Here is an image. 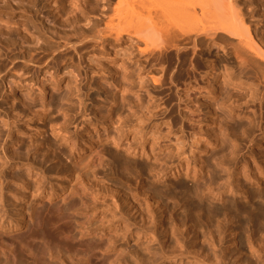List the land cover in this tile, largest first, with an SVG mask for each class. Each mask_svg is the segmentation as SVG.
<instances>
[{"label": "rangeland", "instance_id": "374dc122", "mask_svg": "<svg viewBox=\"0 0 264 264\" xmlns=\"http://www.w3.org/2000/svg\"><path fill=\"white\" fill-rule=\"evenodd\" d=\"M4 1L21 7L36 3V18L46 25L67 24L69 18L80 15L86 9L91 11V23L80 25L89 29L95 19L105 16L100 0ZM237 2L247 14V21L262 36L264 0ZM13 9L6 14L0 12V27L4 25L15 36L18 32L30 30L33 24L29 22L33 14L23 9ZM54 41L60 40L55 38ZM71 42L75 43L77 49L71 47L62 55L58 51L40 54L41 61L21 75H16L11 83H8L9 79L0 82V172L4 170V177L0 180V197L4 199V204L0 200V239L17 242L33 226L34 219L29 217L33 211L41 218H48L56 216L60 207L69 214L73 234L78 238L85 229L86 235H89L86 239L95 241L101 237H111L117 245L123 244L132 250L137 243L130 240L127 244L129 233H125L126 222H113L121 216L120 212H124L126 219L139 223L136 226L133 223L130 227L134 232L137 226L143 225L140 212L130 210L131 206L125 202L127 194L143 198V192L152 191L150 188L167 193V196L159 199V204H154L156 212L152 219L161 232L167 216L173 213L174 218L179 215V219L183 218L181 213L189 198L175 185L194 184L191 178L185 176L186 170L193 175L197 166L207 162L211 170L207 172L206 169L205 181L210 179L215 169L218 174L221 172L217 184H222L220 182L224 178L226 182L228 170L233 172V176L241 172L235 175L239 177L235 181L240 179L245 183L242 170L248 168L249 160L250 168L259 176L250 155L255 153L258 162H261L259 164L264 165V142L251 143L238 134L242 148L239 152L241 155L237 156H231L233 147L230 143L235 138L234 127L238 123L248 125L249 119L244 115H252L253 108L258 111L264 127V103L260 108L245 100L228 102L229 107H239L237 113L245 112L240 116L220 105L223 94H217L215 88L222 85L223 77L218 80L216 73L221 60L227 55L225 51L214 50L211 55L193 52L191 48L179 53L171 49L161 53L157 49L150 55L149 51L145 52V43L133 35H124L120 41L112 38L102 52L97 51L99 47L94 39L88 38L84 42L72 39ZM0 51L6 52L2 44ZM186 53L188 58L184 61ZM210 58L215 61L214 70L208 66L212 61ZM226 58L230 57L227 55ZM193 66L198 68L194 69ZM222 119L225 122L220 124ZM220 127H223L224 133L227 131L224 136L228 141L223 144L227 149L220 152L221 155L225 154V163L219 165L220 154L213 157L217 146H208L206 151L204 149L213 136L220 134ZM59 131L71 136V143L65 142ZM260 133L256 130L254 136L259 137ZM86 143L94 145L79 154L78 149L86 146ZM73 144L76 145L73 147ZM133 145L140 147V155L126 151ZM144 147L147 155L142 154ZM98 148L104 149L103 164L101 154L96 150ZM13 156L16 160L23 157L30 161L26 165L1 168L2 161L10 160ZM165 160L169 165L179 163L183 175L176 178L172 175L173 170L158 181L156 171L164 166ZM155 165L160 167L152 172L151 166ZM22 174L23 180L19 178ZM261 178L264 184V176ZM2 187L4 190H1ZM52 194L55 196L52 197ZM227 195L232 199L235 197L231 193ZM236 197L239 199V196ZM71 200L76 201V209L69 208ZM161 204L165 212L163 217L159 208ZM214 204L221 206L222 202L214 201ZM144 209L146 213L145 204ZM114 211H117V217L113 219ZM24 214L26 218L22 227L12 229L8 226L7 221L21 219ZM237 220H233L232 227H238ZM191 237L193 232L188 239ZM230 238V235L226 236L225 246L229 245ZM196 249L192 251L202 252L199 247ZM227 258L230 262V257ZM128 259L130 264H134L130 257Z\"/></svg>", "mask_w": 264, "mask_h": 264}, {"label": "bare ground", "instance_id": "6f19581e", "mask_svg": "<svg viewBox=\"0 0 264 264\" xmlns=\"http://www.w3.org/2000/svg\"><path fill=\"white\" fill-rule=\"evenodd\" d=\"M100 1L103 3L104 9L102 14L106 17L95 19L89 29H84L80 24L90 25V10L85 9L80 15H73L71 19L69 18L70 20L68 19L69 21L67 20V24L46 25L36 18L35 12L38 11L36 3L31 2L26 7H21L15 6L9 1H0V12L5 14L14 11L13 8L23 9L33 14L30 17L31 22H29L33 25L25 33L18 32L13 36L11 30L9 28L10 31L7 30V27L5 28L1 24L0 44L5 47L6 52L0 51V82L9 79L8 83H11L16 75H21L22 72L38 64L42 59L39 57L40 54L48 55L58 51L62 55L71 47L77 49L75 43L71 42L72 39L79 42H84L88 38L94 39L99 47L97 51L102 52L103 47L112 38L120 41L124 35H133L145 43V52L149 51L150 55L157 49L162 51L161 53L170 49L179 53L191 48L193 52L200 51L211 55L214 50L225 51L230 58H226L227 55L224 56L225 59L221 60L216 73L218 80L223 77L222 85L215 88L217 94H223L220 105L229 108L230 113L233 114L239 113H237L239 107H229L230 105L227 103L236 99L238 102L245 100L254 106L263 107L264 34L258 35L257 30L247 21V14L244 13L237 0ZM102 24H104L103 28ZM55 38L60 41L55 42ZM16 49H19V52H16ZM187 55L186 53L184 61L188 58ZM210 59L212 60V58ZM214 62L212 60L210 64L208 63L212 70H214ZM233 105L231 104V106ZM241 112L238 114L239 116L245 113ZM210 113L213 114V112ZM250 114L252 115H244L249 119L248 125L238 123L234 127L235 138H231L233 145L230 143L233 147L231 156H237L241 152L242 147L240 146L242 145L238 142V134L246 137L245 141L251 143L264 142L262 118L255 108ZM222 122H225L224 119L220 124ZM220 128V134L213 136L204 149L206 151L208 146H217L218 150L212 151L213 157L227 149L223 145L227 140V137L224 136L227 131L224 133L223 127ZM256 130L261 131L259 137L254 136ZM222 133H224V137ZM58 134L63 136L62 139L65 142L71 143V136H67L61 131ZM75 145L73 144V147ZM91 145L94 144L86 143V146L79 148V154L88 151L92 147ZM139 148L133 145L126 148V151L129 150L130 153L134 152L135 155H140ZM96 150L101 154L100 161L103 160L104 149ZM142 154H148L145 147ZM250 156L254 159L259 176L254 169L250 168V162L247 160L248 168L242 170L238 167L242 170L245 183L239 181L240 179L235 181L236 178H239L235 175H239L241 172H236L233 176V172L228 170L229 176L228 179L226 178V182H224V178L220 182L222 184H217V178H221V172L218 174L215 169L212 171L210 179L205 181L206 173L211 170L207 162L205 165L203 163V166H197L193 175L186 170L185 176L191 178L194 184L190 186L183 183L179 186L175 185V188L179 187L189 198L181 213L183 218L179 219L180 215L177 217L178 219L174 218L173 213L174 216L172 214L167 216L163 223L165 228L161 232L159 225L154 222L152 217L156 212L154 204H159V199L167 196V193L159 188V190L150 188L152 191L143 192V198H139L140 196L135 194H127L125 202L131 206L130 210L136 209V212H140L144 223L137 226V230L134 232L130 227L133 223L136 226L137 223H132L129 218L126 219L124 212H120L121 216L113 222L118 224L126 222L125 233H129L128 239L125 237L128 240L127 244L130 240L137 243L132 250H128L123 244L117 245V242L114 243L111 237H101L95 241L86 239L89 235H86L85 229L81 231L82 236L78 238L73 234V222L70 220L69 214L58 207L57 215L48 218H41L33 211L29 215L34 219L33 226L17 242H8L1 238L0 264H130L129 257L134 264H264V184L261 178L262 175L264 176V165L259 164L261 162H258L255 153ZM224 158L225 154H220L217 164H224ZM29 161L23 157L16 160L13 156L10 160L2 161L1 168L16 166V164L26 165ZM101 162L103 164L104 161ZM173 163L169 165L167 160L164 161V166L156 171L158 181L161 176L168 175L173 170L172 175L176 178L183 175L180 164ZM158 166L160 167V165ZM158 166H151L152 172ZM240 169L238 171H241ZM3 173L4 170H1L0 180L4 177ZM19 178L23 180L24 174ZM201 181L204 182L203 185L200 184ZM1 190L4 188L2 187ZM228 193L234 194L235 197L229 198ZM54 196L55 194H52V197ZM236 196H239V199ZM0 200L4 204L3 196L0 197ZM141 200L144 202L142 203ZM214 201H221L222 205L215 206ZM144 204L147 206L146 213ZM68 206L71 209H76L77 203L71 200ZM159 208L161 217H163L165 212L162 210V204ZM112 215L113 219L116 218L117 211H114ZM25 218V214L21 216V219L12 218L7 221L8 226L12 229L22 227L25 224ZM235 218L238 219L236 221L239 223L238 227H232ZM184 228L185 230H183ZM191 232H193V237L188 239ZM227 235H230L231 238L229 245L225 246ZM197 247L202 252L192 251ZM227 257H230V262Z\"/></svg>", "mask_w": 264, "mask_h": 264}]
</instances>
